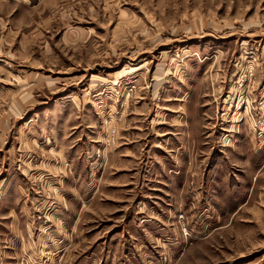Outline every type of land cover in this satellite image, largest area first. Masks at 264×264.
Instances as JSON below:
<instances>
[{
	"label": "rangeland",
	"instance_id": "obj_1",
	"mask_svg": "<svg viewBox=\"0 0 264 264\" xmlns=\"http://www.w3.org/2000/svg\"><path fill=\"white\" fill-rule=\"evenodd\" d=\"M0 264H264V0H0Z\"/></svg>",
	"mask_w": 264,
	"mask_h": 264
}]
</instances>
